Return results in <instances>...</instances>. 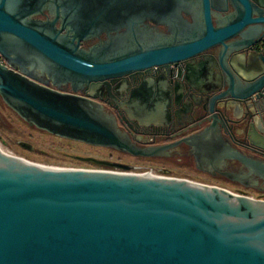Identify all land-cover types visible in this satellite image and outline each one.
Instances as JSON below:
<instances>
[{"label":"water","instance_id":"95a60500","mask_svg":"<svg viewBox=\"0 0 264 264\" xmlns=\"http://www.w3.org/2000/svg\"><path fill=\"white\" fill-rule=\"evenodd\" d=\"M133 2L0 0V55L8 61L7 66L0 59L3 100L29 124L59 136L144 157L186 142L194 152H211L218 165L240 161L245 169L233 175L246 187H256L259 180L264 185V0H199L202 25L196 35L128 47L127 32L121 30L131 20ZM228 4L231 10L215 26L213 15ZM46 8L56 15L53 20L35 18ZM59 20L61 28L55 25ZM66 26L70 36L61 35ZM104 32L107 40L80 48L82 41ZM215 47L217 56H210ZM31 55L51 64L55 79L73 84L200 57L193 65L198 130L176 143L137 146L101 105L38 84L24 67L32 66ZM163 79L131 94L130 118L141 124L145 118H165L179 89ZM236 106L244 109L241 117L230 113ZM241 126L256 137L250 147L260 156L225 138V131ZM0 264H264V199L180 179L41 166L6 149L0 131Z\"/></svg>","mask_w":264,"mask_h":264},{"label":"flooded vegetation","instance_id":"af4514ba","mask_svg":"<svg viewBox=\"0 0 264 264\" xmlns=\"http://www.w3.org/2000/svg\"><path fill=\"white\" fill-rule=\"evenodd\" d=\"M135 1L138 5L136 4L135 6L134 2L131 0V6L133 2V8L129 7L131 20L127 27L121 30L122 32H127L128 41L126 45L128 47H150L157 46L165 41H180L196 35L201 28L202 22L199 16V0ZM215 1L220 2V0ZM221 6L225 7V4H222ZM226 7L227 9L223 10L220 15H213V24L215 26L222 22L227 12L231 10V6L229 4L226 5ZM132 16L134 17L132 18ZM55 17L56 15L52 14L49 8H46L44 9L43 14L36 16L35 18L46 21L53 20ZM55 25L57 28H61V20H59ZM70 29L71 28L69 26H66L61 35L70 36V34H68ZM107 39L108 36L104 32L99 36L82 41L80 43V48L88 50L95 45L101 44ZM61 42L68 43L69 39H61ZM218 52L219 48L215 47L212 48L208 54L215 57ZM30 58L31 60L29 61L32 62V66L24 65V67L33 75L38 84L61 93L83 97L90 100L95 105H101L107 113L115 116L119 129L125 132L131 143L137 146L152 147L176 143L184 138L193 136V132L198 130V126L195 125L198 113H195L193 110V85H199V82L195 79V74H193V65L196 66L201 63L203 59L200 57L188 62L172 64L166 67H154L148 71L137 72L125 77L110 79L107 81H98L90 84H73L72 82L63 79H55L53 77L54 70L52 69L53 66L51 64H45L37 55H31ZM0 59L3 64L8 66L7 59H5L2 55H0ZM18 68H21L20 65ZM163 77L166 78L171 88L177 84L179 89L176 97L171 96L170 98V106L166 111L165 118H145L143 119L142 124L138 119L130 118L127 110L131 109L129 104L131 94L141 85L156 87L158 83H162L164 81ZM233 116L240 117L236 113L235 115L233 114ZM34 127L36 126L34 125ZM38 129L53 137L73 141L79 145L84 144L99 148H109L140 158L176 160L186 167L193 168V166H195L211 176L245 186L240 181H237L233 175L234 173H238L240 170L245 169L244 165L240 161L236 159H228L224 165L222 163L218 165L216 162L212 161L213 158L211 152H194L193 145L186 142H181L175 147L165 149L157 156L144 157L136 156L132 153L121 151L112 147L98 146L66 138L50 133L44 129ZM225 132V135L230 138L235 147L249 155L260 156L255 153V150L252 148L253 146L250 147L251 138L255 140L256 137L252 135L250 138L247 133V128L241 126L234 131ZM27 144L34 149L31 144ZM80 157L98 158L95 156H83L79 154L73 155V159L89 163L92 168L118 169L99 166L95 163L81 160ZM101 160L121 163L129 165L130 167L137 166L121 160L113 161L111 160V157L110 159ZM255 188H264L261 180H259V184Z\"/></svg>","mask_w":264,"mask_h":264},{"label":"rangeland","instance_id":"374dc122","mask_svg":"<svg viewBox=\"0 0 264 264\" xmlns=\"http://www.w3.org/2000/svg\"><path fill=\"white\" fill-rule=\"evenodd\" d=\"M0 131L2 132L3 146L10 151L23 155L31 163L45 166L90 167L91 164L89 163L73 159V155L95 156L101 159H110L111 157L113 161L121 160L129 162L132 165L166 169L171 171L173 175L216 184L226 187L233 192H244L255 199H264V188H249L225 179L216 178L195 166L189 168L176 160L134 157L109 148H99L84 144L79 145L73 141L53 137L21 118L16 111L6 104L1 95ZM5 135L11 139V143L7 141ZM21 141L31 144L34 149L28 150L22 147L19 144Z\"/></svg>","mask_w":264,"mask_h":264},{"label":"built area","instance_id":"2783aa9c","mask_svg":"<svg viewBox=\"0 0 264 264\" xmlns=\"http://www.w3.org/2000/svg\"><path fill=\"white\" fill-rule=\"evenodd\" d=\"M41 166H45V165H41ZM49 167L70 168L71 170L80 169V170H89V171H105V172L127 173V174L143 175V176L166 178V179H180V180H186L188 182L195 183V184H200V185L209 186V187H219V188H224V189L229 190L226 187L219 186L216 184H210V183L198 181V180L191 179V178H185V177L173 175L171 173V171H168L165 169H154V168H147V167H143V166H134V167H131L130 170H122V169L118 170V169H109V168H92V167H75V166H49ZM229 191H231V190H229ZM231 192H233V191H231ZM233 193L237 194V195L245 194V195L253 198L252 196H250L244 192H233Z\"/></svg>","mask_w":264,"mask_h":264},{"label":"crops","instance_id":"0c3cea01","mask_svg":"<svg viewBox=\"0 0 264 264\" xmlns=\"http://www.w3.org/2000/svg\"><path fill=\"white\" fill-rule=\"evenodd\" d=\"M245 57H246L245 53L240 54V59H244ZM230 113H231V115H233V114L235 115V113H236L241 117L244 113V109H243V107H240V106L232 107ZM224 136H225V138L230 140V138L228 136H226V135H224Z\"/></svg>","mask_w":264,"mask_h":264}]
</instances>
